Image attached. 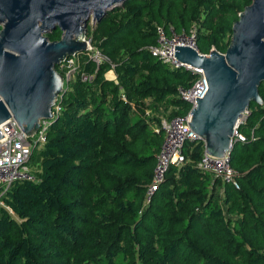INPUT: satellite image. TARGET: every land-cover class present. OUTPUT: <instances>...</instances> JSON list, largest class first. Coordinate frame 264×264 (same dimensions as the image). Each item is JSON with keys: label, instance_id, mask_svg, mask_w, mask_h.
I'll return each instance as SVG.
<instances>
[{"label": "trees", "instance_id": "trees-1", "mask_svg": "<svg viewBox=\"0 0 264 264\" xmlns=\"http://www.w3.org/2000/svg\"><path fill=\"white\" fill-rule=\"evenodd\" d=\"M251 0H124L92 30L109 61L81 57L90 80L76 77L60 98V112L34 146L28 164L34 179L13 181L0 206V264H264V82L262 103L250 101L237 126L230 165L238 187L195 164L202 143L185 140V161L170 164L143 203L163 139L160 118L149 107L188 103L177 86L191 84L188 70L170 68L147 45L155 26L186 34L206 53L223 52L238 12ZM56 28L45 33L58 39ZM57 64L55 67L57 68ZM112 69L118 82L104 77ZM58 69V68H57Z\"/></svg>", "mask_w": 264, "mask_h": 264}, {"label": "water", "instance_id": "water-1", "mask_svg": "<svg viewBox=\"0 0 264 264\" xmlns=\"http://www.w3.org/2000/svg\"><path fill=\"white\" fill-rule=\"evenodd\" d=\"M123 2L0 0V124L11 115L31 135L40 119L50 118L63 83L55 64L85 49L82 37L89 18L99 21ZM56 28L60 37L49 40L45 33ZM174 49L182 63L203 70L207 83L190 109V129L202 137L206 153L229 154L249 102L262 103L258 85L264 82V0H251L238 12L223 52L212 48L199 53L186 44Z\"/></svg>", "mask_w": 264, "mask_h": 264}, {"label": "built area", "instance_id": "built-area-1", "mask_svg": "<svg viewBox=\"0 0 264 264\" xmlns=\"http://www.w3.org/2000/svg\"><path fill=\"white\" fill-rule=\"evenodd\" d=\"M155 32V42L147 45L148 51L153 56L161 59L170 68L182 67L188 70L193 74V79L188 86H177L178 97L188 103L187 110L184 113H176L169 117L160 118L158 126L155 127V130H162L163 139L155 155V164L152 169L151 179L146 185L143 203L145 204L150 200L151 195L162 182L167 167L170 164L180 165L185 161L183 154L185 140L200 141L202 143V154L195 164L200 170L209 172L213 176L219 177L223 182L238 187L237 172L230 165L229 154L214 156L206 153L202 137L189 127L190 109L195 105V96H203L207 89V83L201 68L182 63L173 55V50H175L174 45L176 44H186L199 52L195 44L194 26L186 34L183 31L181 33L175 32L170 25L165 27L158 24L155 26ZM82 39L85 42V49L66 56L57 64L58 69L55 67L62 74L63 83L61 93L58 94L52 103L51 117L40 119L38 128L31 135L23 132L11 115L0 124V132L2 134L0 137V206L8 208L3 201V196L13 181L34 179L33 169L28 164L30 152L34 146H41L44 143L48 126L61 110L59 101L62 92L67 88V83L76 77H79L82 81L92 79L98 65L102 61H109V58L93 43L90 32H85ZM212 48L214 47L211 46L210 49ZM82 56L94 63L95 69L93 72H88L81 68ZM247 113L248 110L246 109L239 121L240 123L244 121ZM233 139L244 140V135L235 128Z\"/></svg>", "mask_w": 264, "mask_h": 264}, {"label": "rangeland", "instance_id": "rangeland-1", "mask_svg": "<svg viewBox=\"0 0 264 264\" xmlns=\"http://www.w3.org/2000/svg\"><path fill=\"white\" fill-rule=\"evenodd\" d=\"M97 22H98V20L89 18L88 22H87L88 29L92 30L95 27ZM109 73H110V75L112 74L110 71L109 72L107 71L106 76L109 75ZM149 102H150V100L148 98H146L144 100V114L145 115H149V116L150 115H156V117L163 118V117H166V115L172 109L171 106H168V108L164 111V109H163L164 104L158 103V104H156L157 105L156 109L153 110L152 108L149 107ZM79 255H77L76 257L72 256L71 260H70V264H82L83 258Z\"/></svg>", "mask_w": 264, "mask_h": 264}, {"label": "crops", "instance_id": "crops-1", "mask_svg": "<svg viewBox=\"0 0 264 264\" xmlns=\"http://www.w3.org/2000/svg\"><path fill=\"white\" fill-rule=\"evenodd\" d=\"M107 71L109 72H111L112 74L110 75V73H109V75H107L106 76V73H107ZM103 75H104V77L106 78V79H108V80H112L113 82H118V80H117V78H116V75H115V73H114V71L110 68V69H108V70H106L104 73H103ZM114 75H115V78H113L114 77ZM149 100H150V98H148ZM166 117H168L167 115H166Z\"/></svg>", "mask_w": 264, "mask_h": 264}]
</instances>
